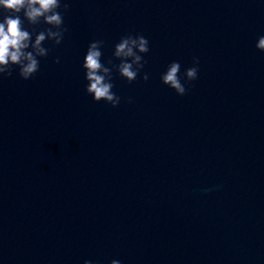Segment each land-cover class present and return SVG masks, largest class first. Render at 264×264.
I'll list each match as a JSON object with an SVG mask.
<instances>
[{"label":"clouds","instance_id":"1","mask_svg":"<svg viewBox=\"0 0 264 264\" xmlns=\"http://www.w3.org/2000/svg\"><path fill=\"white\" fill-rule=\"evenodd\" d=\"M0 10V78L12 76L13 71L18 69V75L28 80L39 71L40 58L47 57L51 51L44 43H62L64 34L68 31L64 26L63 13L69 10V4L66 0H0ZM25 21L32 26L31 30L25 27ZM41 24L47 27L37 31L36 26ZM103 44L102 40L91 42L84 56L82 68L87 81L86 92L95 102L105 101L112 107H117L121 98L112 91L113 69L129 83L135 81L145 66L146 61L142 54L149 52V41L140 34L122 36L113 51V57L120 62L113 64L109 60L107 63L111 67L101 61ZM255 47L264 52V36L258 38ZM55 62L59 63V58ZM198 66L199 59L194 58L193 66L187 68L183 74L186 82L198 78ZM180 72V63L171 62L161 75V82L177 95L183 96L188 89L181 82ZM148 78L147 73L142 77L145 81ZM85 264L91 262L85 261ZM111 264L120 262L112 260Z\"/></svg>","mask_w":264,"mask_h":264}]
</instances>
